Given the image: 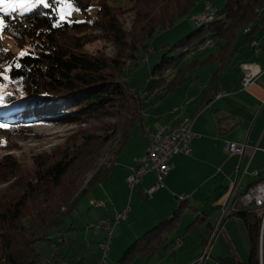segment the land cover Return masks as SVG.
Returning a JSON list of instances; mask_svg holds the SVG:
<instances>
[{
	"label": "trees",
	"instance_id": "16d2710c",
	"mask_svg": "<svg viewBox=\"0 0 264 264\" xmlns=\"http://www.w3.org/2000/svg\"><path fill=\"white\" fill-rule=\"evenodd\" d=\"M71 1L82 9L84 20H60L54 7L43 4L23 14L1 16L4 34L21 50L16 54L0 49V109L10 106L0 118L11 123L2 127L17 135H28L31 132L25 126L51 117L75 123L77 128L58 144L34 153L29 162L11 156L0 160V184L4 185L0 188V264H77L73 257L67 259L60 253L65 243L62 232L57 233L64 230L66 218L78 201L109 179L132 129L143 119L142 97L129 89L124 71L150 53L149 40L158 30L173 28L198 6L197 14L203 0H130L127 7L112 5L109 0ZM93 4L97 7L94 15L89 11ZM263 5L264 0H225L206 21L196 23L192 32L169 46L153 67L147 96L162 87L168 94L185 82L195 65L218 62L204 95L205 104L212 102L222 89V73L237 49L233 45L238 32L249 28L246 42L253 40L264 17L252 29L247 26L256 22ZM128 21L130 27L126 26ZM194 40L199 41L194 55L200 47L215 45L218 51L202 61L195 59L185 64L183 60L191 50L177 57L169 55L176 47ZM96 41L104 42L105 47L111 44L113 51L107 52L104 47L89 52L86 46ZM171 71L175 74L169 80ZM112 141L103 162L85 180ZM262 180L264 173L256 183ZM186 207L181 202L170 218L162 219L134 241L122 258L139 251L151 254L160 236L151 243L144 241L154 230L174 227ZM232 208V215L246 228L249 259L245 263L233 259L222 262L261 264L264 206H246L238 200ZM49 246L48 251L45 248Z\"/></svg>",
	"mask_w": 264,
	"mask_h": 264
},
{
	"label": "crops",
	"instance_id": "0c3cea01",
	"mask_svg": "<svg viewBox=\"0 0 264 264\" xmlns=\"http://www.w3.org/2000/svg\"><path fill=\"white\" fill-rule=\"evenodd\" d=\"M263 17L264 5L256 22L247 27L252 29L260 24ZM246 34L245 29L238 32L233 45L237 49L222 73V89L209 104H205L204 95L212 74L219 67L218 62L195 65L187 73L185 82L168 94L162 87L153 95L142 98L143 119L132 129L109 179L99 185L101 191L92 195L90 203L94 200L104 203L96 208L106 207L109 200L118 205L119 196L115 190L120 186L125 188L136 158L149 146L147 135L151 130L175 124L185 116L192 117L196 134L192 142L193 152L191 156L179 155L172 160V168L163 178V187L152 193L155 206L152 219H147L146 212L142 215L133 209L129 221L127 218L119 223L117 239L120 241L113 246L112 257L107 264H224L223 259L248 261L250 245L247 231L241 220L232 215V207L260 178L253 172L264 173V49L251 45V40L246 42ZM263 38L264 23H261L252 39L261 41ZM200 50L195 58L200 61L218 51L216 46ZM253 64L254 81L244 88L245 65ZM226 141L245 142L248 147L243 155H230L225 150ZM129 145L134 148L124 152ZM156 181V174L150 173L135 189L143 195ZM181 202L187 207L177 224L170 230H154L149 240L144 241L151 243L160 236L161 241L155 243L158 245L151 254L139 251L122 258L134 241L156 227L162 219L170 218ZM116 205L114 210H120ZM223 209L225 214L218 223ZM111 216L110 211L103 210L88 225ZM72 229L74 226L70 231ZM104 236V232H92L88 240L92 247L72 239L60 253L67 259L73 257L77 264H97ZM45 249L49 251L51 248Z\"/></svg>",
	"mask_w": 264,
	"mask_h": 264
},
{
	"label": "rangeland",
	"instance_id": "374dc122",
	"mask_svg": "<svg viewBox=\"0 0 264 264\" xmlns=\"http://www.w3.org/2000/svg\"><path fill=\"white\" fill-rule=\"evenodd\" d=\"M205 1L203 0L199 2L200 4L198 5L203 8ZM210 1L209 2L212 4L214 8L221 7L225 3V0H210ZM109 2L112 5L122 6V7H127L131 5L130 0H109ZM39 4H43L44 6L54 7L57 14L59 15L60 20L80 21L85 19V14L83 13L82 9L75 6L71 0H2V2H0V20L3 21V24L2 26H0V49L11 50L16 54L21 52L20 48L15 46L12 39L8 37L6 34H4L5 23L1 16L7 13L23 14L30 11ZM198 8L199 7L197 6V9ZM197 9H194L188 16L177 21V23L173 26V28L165 31L158 30L153 36V38L149 40V44L151 47L150 53H148L146 57L142 61H140L137 65L132 64L126 67L124 71V78L127 80L128 87L130 90L137 92L142 98L147 95L145 89L147 88L149 82L151 81L152 70L154 65L158 63V61L162 58L164 53L168 51L170 45L176 44L197 27V24L194 22L192 18L193 15L196 13V11L199 10ZM96 10L97 7L95 4H93L89 8L90 13L93 15L96 12ZM126 26L130 27V21L126 23ZM208 36L209 35L207 34V37ZM198 43H199L198 40H194L187 44L178 46L174 50L169 52V55L177 57L180 56L182 52L191 50L186 53L187 58L183 60L184 64L190 62L193 59L197 58L198 53L201 52L200 48L202 49V47L197 49L195 55L192 54V52H195L194 48ZM214 46L215 45L207 48H211ZM104 47H105L104 42L96 41L94 43L88 44L86 46V49L91 53H95L103 49ZM105 48L107 52L113 51V46L111 44H107ZM174 74L175 71H171L168 74L169 80L174 76ZM9 107H10L9 105L2 107L0 109V115H5L6 114L5 112L9 109ZM30 121H35V119H32ZM6 122L8 121H4L0 118V160L11 156L15 159L29 162L30 158L33 156L34 153L47 150L52 146H54L55 144H58L59 142L62 141V139L66 135H68L72 130L77 128V124L75 123H70V122L66 123L64 119L57 120L50 117L49 120L39 121L37 123L30 124V126H25L26 131L31 132V134L29 133L27 135L25 133L22 135H17L14 133L13 130L2 127V126H9L11 124ZM151 131H149L148 134ZM133 142L134 140L131 142V145L133 144ZM113 144L114 141L110 142L108 147L105 149L104 153H102V155L99 156V159L96 160V162L93 164V166L86 174L85 180H87L92 175V173L97 169V167L101 164V162H103L107 152L111 149ZM130 148H134V147H130L129 145V147L125 148L127 150L124 152H128ZM3 186L4 185L0 184V188H2ZM100 191H101L100 186L91 189L80 201H78L76 205V209L73 211V213L66 218V224L63 229L67 231V227H70L71 225L74 226V229H72L71 231H67V233L64 230H61L57 233L59 234L60 232H62L63 234H65V236H67L66 239L67 241L64 242L65 243L64 248H66V244L70 243V240L72 241V239H74V241L79 244L92 247V245L88 242V240L90 238V234H92L93 231L89 230L87 228V225L91 220L97 217L98 214L103 210L110 211V213L113 215L111 216V218L107 217L110 219L111 222L115 217L114 214H116L117 212L118 213L122 212V210L127 207L129 208V212L127 214L128 216H126L124 219L122 218L119 221V223L122 222L123 220H126L127 218L129 221V219L132 217L133 209H135V211L137 210V213H140L142 215L144 212H146L147 219H152L155 211V206L154 203L152 202V197L154 196V194L151 195L149 194V192L146 193L145 191V194L140 195L138 194L137 189L131 191L127 183L125 185V188L120 186L118 190H115V192L119 196V198L117 197L118 205H116V202L115 204L114 203L112 204L110 200L109 202L108 199H106L105 201L106 202L108 201L106 207L96 208L95 206H92L90 201L92 195H98ZM121 203L124 205V208H122L123 205L121 206ZM115 205L117 207L120 206V210H114ZM119 223L113 227L110 236H107L105 231L95 232V233L104 232L105 234L104 239L102 241L104 242L106 239L110 249L107 260H109L112 257V250L115 243L120 241L117 239V235L120 230ZM69 238L71 239L69 240ZM260 249H261V264H264V239L263 241H261Z\"/></svg>",
	"mask_w": 264,
	"mask_h": 264
},
{
	"label": "built area",
	"instance_id": "2783aa9c",
	"mask_svg": "<svg viewBox=\"0 0 264 264\" xmlns=\"http://www.w3.org/2000/svg\"><path fill=\"white\" fill-rule=\"evenodd\" d=\"M211 12H215L211 9L208 14H198L193 16L195 23H199L205 16L210 15ZM206 41L202 45H205ZM256 48L264 49V38L261 40L260 44ZM255 65H245V75L242 79V86L244 88L248 87L254 81V75L252 74V68L254 70ZM194 121H188V117L185 121L180 123L178 127L167 128L163 126L160 130L156 131V135H148L149 146L147 150L140 156L136 158V164L131 169L127 177V183L131 191H133L138 184L141 183L142 179L150 174L155 173L157 177L156 183L150 188L149 194H152L156 190L163 187V178L170 172L172 168V160L179 155L191 156L192 142L196 134L193 132ZM225 150L230 155H243L245 153L248 144L245 142H225ZM255 177H259L260 173L255 170L253 172ZM244 205L246 206H264V180L256 183L254 186L246 190L239 198ZM237 200V201H238ZM236 201V202H237ZM92 206H103L104 203L101 201L91 202ZM129 208H124L122 212H117L115 214L112 222L109 218H101L98 221L91 222L88 225V229L96 231H105L107 236H110L113 230V227L119 223V221L127 216ZM225 210H222L221 218L218 220V223L221 222ZM67 236L62 233V242H66ZM263 239V234L261 241ZM177 246V247H176ZM175 248H178L176 245ZM108 242L105 241L100 243V257L97 264H107V257L109 253ZM45 264H53L52 261H49ZM62 264H67L63 262Z\"/></svg>",
	"mask_w": 264,
	"mask_h": 264
},
{
	"label": "bare ground",
	"instance_id": "6f19581e",
	"mask_svg": "<svg viewBox=\"0 0 264 264\" xmlns=\"http://www.w3.org/2000/svg\"><path fill=\"white\" fill-rule=\"evenodd\" d=\"M210 4H211V3H210L209 1H207V2L204 4L203 8L198 12V14H208L209 11H210ZM211 9H212L213 11H215V8L212 6V4H211ZM212 13H213V12H211L210 15H211ZM195 15H197V14H194L193 16H195ZM210 15L205 16V17L203 18V20H201L200 22L206 21V20L209 18ZM192 18H193V17H192ZM200 22H199V23H200ZM197 24H198V23H197ZM249 30H250L249 28H246V29H245V32L248 33ZM260 42H261V41L255 39V40H251L250 43H251V45L257 47V45H259ZM187 117H188V121H193V118H192V117H190V116H185V117H183L181 120H179L176 124H168V125H164V126H167V128L178 127V126L180 125V123H182L183 121L186 120ZM158 130H160V129H158ZM156 131H157V130H155V131H151L148 135H156Z\"/></svg>",
	"mask_w": 264,
	"mask_h": 264
},
{
	"label": "snow or ice",
	"instance_id": "6c2138e0",
	"mask_svg": "<svg viewBox=\"0 0 264 264\" xmlns=\"http://www.w3.org/2000/svg\"><path fill=\"white\" fill-rule=\"evenodd\" d=\"M0 2H2V0H0ZM13 10H15V9H13ZM2 24H3V21L0 20V26H2ZM22 55H23V53H22Z\"/></svg>",
	"mask_w": 264,
	"mask_h": 264
},
{
	"label": "water",
	"instance_id": "95a60500",
	"mask_svg": "<svg viewBox=\"0 0 264 264\" xmlns=\"http://www.w3.org/2000/svg\"><path fill=\"white\" fill-rule=\"evenodd\" d=\"M263 230H264V223H263Z\"/></svg>",
	"mask_w": 264,
	"mask_h": 264
}]
</instances>
